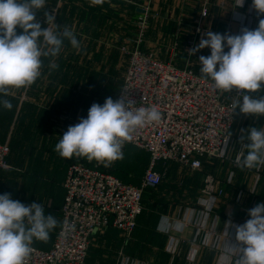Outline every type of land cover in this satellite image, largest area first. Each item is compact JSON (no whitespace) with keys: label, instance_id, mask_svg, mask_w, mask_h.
I'll list each match as a JSON object with an SVG mask.
<instances>
[{"label":"rangeland","instance_id":"rangeland-1","mask_svg":"<svg viewBox=\"0 0 264 264\" xmlns=\"http://www.w3.org/2000/svg\"><path fill=\"white\" fill-rule=\"evenodd\" d=\"M126 4L123 0H106L103 5L98 6L90 5L89 0H46L45 6L37 12L36 21L42 28L49 26L45 22V12L54 14L55 23L60 26L54 30L62 31L65 25L68 26L75 33L81 48L77 51L65 40L58 56L41 57V75L35 83L28 88L13 89L10 95L3 97L11 101L13 108L9 111L0 106V143L10 147L8 168L0 170V195L8 193L11 199L25 205L37 203L49 206L48 209L58 208L63 196L65 172L71 164L78 161L105 167L103 163L90 161L86 157L62 158L54 148L69 126L78 124L80 118H87L93 103L103 105L108 97L116 100L123 86L122 79L130 59L129 55L123 52L124 48L130 52L134 51L136 47L133 48V44L143 39L138 46L141 52L152 54L159 60L171 57L175 60L176 67H189L202 76L200 56L193 58L188 54L189 51L182 47L178 49L173 35L165 38L166 34L171 35L170 32L172 33L176 26H164V19H152L154 22L151 28L157 34L156 41L159 46L151 50L142 47L147 25L152 17L159 16V12H148L149 16L139 17ZM156 20L159 22L155 23ZM16 31L18 35L22 33L18 26ZM128 38L132 39L129 40L131 45L123 46V41ZM121 39L123 43L120 42ZM197 52H201V56L205 57L211 53L209 49ZM52 62H55L58 68L52 69ZM234 92L235 89L231 93H223L224 100H235ZM237 110L239 112L238 108ZM252 123L256 127L255 120ZM238 135L235 121L231 138H234L233 148L237 152L241 147ZM122 151L123 159L114 161L107 168L122 181L142 188L143 177L147 171V155L126 144ZM212 162L207 163L200 171L181 168L176 163L160 165L159 170L165 173L161 186L143 190L144 212L140 223L145 229L142 236L153 238V225L160 216H172L179 209L193 207L197 198L202 196L207 176L211 175L215 180V187L226 194L220 199L218 208L223 202H244L246 193L241 187L243 180L241 182L236 178L234 183H227V177L232 174L230 161ZM224 183L227 184L225 187ZM57 214L55 218L61 224V211ZM218 233L222 234L221 231ZM133 234L131 239L134 238ZM138 234L139 232L135 233V236ZM119 238L116 232L111 230L95 234L86 264H114L120 249L114 245L118 243ZM155 239L159 240L157 237ZM37 244L33 242V245ZM228 245L224 241L220 243L223 249H228ZM220 247L214 250L219 252ZM145 251L144 246L139 249L142 256ZM136 259L143 261L142 263L147 261L143 257Z\"/></svg>","mask_w":264,"mask_h":264},{"label":"built area","instance_id":"built-area-1","mask_svg":"<svg viewBox=\"0 0 264 264\" xmlns=\"http://www.w3.org/2000/svg\"><path fill=\"white\" fill-rule=\"evenodd\" d=\"M250 12L253 13L248 17L258 16V11ZM207 15V8L202 9L201 18ZM142 40L133 44V48L136 47L134 51L123 49L130 59L123 86L116 97V100L133 101L134 108L155 105L162 113L159 123L138 129L133 139L125 143L150 157L142 188L124 183L98 168L70 165L63 182L61 214L62 223L67 220L75 225V229L65 234L61 227L50 250L32 246L34 250L27 264H86L93 236L108 229L120 232L126 243L144 211V188L158 187L165 177L164 171L159 170L160 165L177 163L192 171H200L204 163L230 161L231 132L236 118V112L232 113L234 100H224L223 93L214 89L210 79L196 74L191 68H178L172 62L141 52L138 46ZM192 44L189 43L191 49ZM233 97L242 102L237 91ZM9 155V145L0 144V169L8 168ZM242 158L240 152L234 165L238 166L237 161ZM233 176L232 173L228 177V184H231ZM206 182L194 207L164 216L159 226V231L168 236L167 252L172 258L182 254V246L186 243L184 231L193 230L194 236L186 255L188 264H199L201 251L218 248L222 241L217 238L219 219L214 211L226 194L215 187L211 175L207 176ZM234 226L232 222L226 226L224 235L227 239H235ZM226 250L219 249L222 255ZM237 260L222 258L220 264H237ZM117 264L146 263L130 259L121 251Z\"/></svg>","mask_w":264,"mask_h":264},{"label":"clouds","instance_id":"clouds-1","mask_svg":"<svg viewBox=\"0 0 264 264\" xmlns=\"http://www.w3.org/2000/svg\"><path fill=\"white\" fill-rule=\"evenodd\" d=\"M89 2L98 6L106 0ZM45 3L46 0H0V106L6 110H12L13 104L3 97L13 89L30 87L40 77L42 56H58L65 40L77 51L81 48L68 26L62 31L54 30L60 28L54 14L45 12V22L49 25L46 28L36 21V14ZM253 7L264 13V0H253ZM17 26L22 29L19 35ZM204 35L207 38H201L189 51V55H194L205 47L210 48L209 56L199 57L202 77L210 79L220 93L235 89L242 96V102L233 101L232 113L238 108L248 116H264V96L251 95L264 90V20H260L257 29L243 28L239 35L212 31ZM225 48L229 50L225 52ZM50 67L56 69L58 65L52 62ZM134 104L131 100L114 101L111 97L103 105L93 103L87 118L69 126L54 150L62 158L86 157L105 167L111 166L123 159V146L138 129L162 120L157 106L134 108ZM245 140L247 154L237 161L238 166L241 170L264 166V127L247 129L241 143ZM249 215L251 218L243 225L234 226L237 244H229V250L239 253L237 264H264V203L250 209ZM58 224L53 215H45L43 205H25L11 199L8 193L0 195V264H27L34 240L47 242ZM60 226L65 234L75 229L67 220Z\"/></svg>","mask_w":264,"mask_h":264},{"label":"crops","instance_id":"crops-1","mask_svg":"<svg viewBox=\"0 0 264 264\" xmlns=\"http://www.w3.org/2000/svg\"><path fill=\"white\" fill-rule=\"evenodd\" d=\"M123 1L126 2L128 4V5L126 4L127 7H129V9H132L135 15L139 17L142 15L149 16L148 12L150 13H155L154 11L159 12L158 17H152L150 19L148 23L150 27L149 29L147 25V32L142 47H145L146 49L149 50L156 49L159 46L158 41H156L157 34L151 28L154 22V20L152 21L153 18L164 19V26H168V25L173 27L176 26L175 29L174 28L172 29V33L170 32L171 35L166 34L165 38L166 37L170 38L173 35L174 37L173 41L178 46V49L182 47V49H184L185 51L186 50L190 51V47H189L190 42L193 43L192 46L193 48H195L199 44L201 38H207L204 34L208 31H212L213 33H220V34L227 33L231 35H239L242 34L243 28H247L249 30L257 29L260 20H264V13H260V12H258V16L256 17L255 16L248 17L250 13H253L250 12V10L258 11L253 7V0H123ZM204 8H207L208 15L206 18H201V10ZM138 10L144 11V13L138 12ZM163 11H164V16H162ZM158 22L159 20H156L155 23ZM165 31L166 30H164V32ZM168 31L169 30H167V32ZM133 38L134 37H132V39ZM132 39L130 38L126 39L123 41L124 43L122 42L121 39L120 42L123 43L122 44L123 46L126 45L130 46L131 45L130 42L132 41ZM206 49L210 50V48L205 47L204 49H201L199 51H205ZM228 50H229L228 48H225V52H227ZM188 54L187 56H189ZM190 56L193 58L197 56L199 57L201 56V52H197L194 55H190ZM165 58L167 60H162V61L172 62L173 64H175L174 63L175 60L172 59L171 57H165ZM178 68H183V67H178ZM124 76L122 79V83L124 80ZM251 95L257 98L260 96H264V90L256 93H251ZM254 120L256 122L255 124L257 128L264 127V116L253 117L238 112L236 123H237V130H239L238 139L240 143H241V137L247 135V129H249L250 127H254L252 123ZM242 130L245 132H243ZM233 140L234 138L232 139L231 149L229 151L230 162L228 161L231 166L230 169L234 174L232 178V183L235 182L236 178L238 180L240 179L241 182L243 180V185L241 187L246 193V198L244 199L243 203H237L235 200L230 203L223 202L221 207L219 208L217 207V209H215L217 211L214 212L217 219H219L216 228L217 238L219 240L222 239L224 243L226 242L230 243V245L237 244V242L235 241L236 239L230 240L227 239V237L224 235L225 234L224 231H226V226L228 225V223L232 222L235 223V225H243L248 219L251 218L249 215V210L255 207L258 203H264V166H261L258 169H251V170L249 169L241 170L240 167L235 166L234 161L238 156V154L241 152L243 154V157L247 154V148L244 146V144H246L247 141L245 140L243 144L241 143L240 150L237 152L233 148L234 147ZM180 167L185 168L181 165ZM66 174L67 171L65 172L63 181L65 180ZM62 191H63V196L59 207L48 209L49 206L43 205L45 213L51 214L55 217L58 215L57 212L59 210L60 211L62 210L63 202H64L63 187H62ZM172 214H174V212ZM164 216H169V214L160 216L158 223L156 221L157 225L155 228L156 229L155 233L159 240L155 239L156 237L155 235H154L155 237L153 236V238L151 239L148 236L146 237L145 235L144 236L141 235L145 227L140 223V220L137 226L138 228L137 232H139V234L135 236V233H137L135 231L133 234L134 238L131 239L132 237L131 236L129 238L130 241L128 240L129 242L127 241L126 243H124L122 234L115 230L116 234L120 238L118 243H116L114 246L115 247L117 246L118 249L119 248L120 249L117 253V257L114 264H117L121 251H124V253H126L127 256H129L132 259L133 258L136 259V257H143L144 259L147 260L144 262L146 264H188L186 255L189 251L190 248L189 243L192 240V237L194 236V232L190 228L184 231L183 237L186 239V243L185 245L182 246V254L179 257L172 258L167 252V246L169 241L168 236L159 231L160 222ZM60 225H62V222ZM60 225L56 231L52 230L50 232V238L47 242L34 240V242L38 244L33 246L41 250H50L53 246V243L56 240L57 233L61 228ZM217 230L221 231L222 234H219ZM119 244L120 246H118ZM142 246L146 248L144 256H142V254L139 252V249L142 248ZM222 254H223L222 251L217 252L211 248L204 249L199 254L198 262L199 264H220L222 258L232 257L234 261L237 258H239V253L232 252L229 250V248L224 252V255Z\"/></svg>","mask_w":264,"mask_h":264},{"label":"trees","instance_id":"trees-1","mask_svg":"<svg viewBox=\"0 0 264 264\" xmlns=\"http://www.w3.org/2000/svg\"><path fill=\"white\" fill-rule=\"evenodd\" d=\"M237 114H238V110H236V116H237ZM235 121H236V118H235ZM233 130V129H232ZM1 144V143H0ZM128 146H131V147H134V146H132V145H128ZM135 149H137V150H139L138 148H136V147H134ZM139 151H141V150H139ZM142 153H144L145 155H147V158H148V164H147V168H148V165H149V162H150V157H149V155L147 154V153H145V152H143V151H141ZM73 164H83V165H86V166H89V167H93V168H98V169H100L101 171H104V172H107V173H109V174H112V175H114V176H116L115 175V173L112 171V170H110L109 168H107V167H102V166H92V165H89V164H86V163H84V162H74ZM207 163H204V166H203V168H202V170L204 169V167H205V165H206ZM72 165V164H71ZM0 170H2V169H0ZM145 175V174H144ZM117 178H119L118 176H116ZM144 178V177H143ZM120 179V178H119ZM121 180V179H120ZM122 181V180H121ZM124 182V181H123ZM163 182V181H162ZM126 183V182H125ZM128 184V183H127ZM162 184V183H161ZM161 184L158 186V187H156V188H148V189H157V188H159L160 186H161ZM227 185V184H226ZM225 184H224V187L226 186ZM143 205H144V200H143ZM195 206V205H194ZM193 206V207H194ZM215 211H217V210H215ZM214 211V212H215ZM144 212V211H143ZM143 214V213H142ZM142 216V215H141ZM141 216L139 217V219H138V222H139V220H140V218H141ZM159 219H160V217H159ZM159 219H157V223H158V221H159ZM156 222L154 223V225H153V229H152V233H153V235H155L156 237H157V235H156ZM137 229L138 228H136L135 229V231H137ZM109 230H114V229H108V231ZM115 231V230H114ZM134 231V232H135ZM133 232V233H134ZM89 251H90V249H89ZM88 260V259H87Z\"/></svg>","mask_w":264,"mask_h":264},{"label":"water","instance_id":"water-1","mask_svg":"<svg viewBox=\"0 0 264 264\" xmlns=\"http://www.w3.org/2000/svg\"><path fill=\"white\" fill-rule=\"evenodd\" d=\"M138 12L144 13V11H140V10H138Z\"/></svg>","mask_w":264,"mask_h":264}]
</instances>
